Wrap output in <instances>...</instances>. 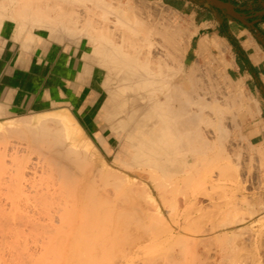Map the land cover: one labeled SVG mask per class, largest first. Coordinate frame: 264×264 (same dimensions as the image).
<instances>
[{
  "label": "bare ground",
  "instance_id": "1",
  "mask_svg": "<svg viewBox=\"0 0 264 264\" xmlns=\"http://www.w3.org/2000/svg\"><path fill=\"white\" fill-rule=\"evenodd\" d=\"M11 2L15 9L11 6L8 13H12V21L15 17L19 20L16 24L18 21L27 27L28 21L31 27L36 25L35 28L53 34L65 33L69 43L87 40L93 63L102 70L101 94L105 101L101 102V113L106 116L105 128L113 136L106 140L104 132H94L93 122H87L89 132H94L91 139L69 107H58L32 119L27 115L28 119L0 126V138L14 134L15 141L26 144L23 148L27 152L22 150L26 152L25 157L22 155L25 162L30 160L31 153L36 156V168L31 174L39 182L35 191V186H30L35 184L34 178L32 182L31 178L26 180L30 182L29 193H23L28 187H24L28 176L24 171L29 166H20L19 170L26 174H19L24 179L22 199L18 198L20 193L17 198L15 193L7 196V189H17L13 185L6 188L15 167L5 172L9 176H2L0 170V179L7 177V182L0 180V200L5 198L10 204L6 209L11 208V213L6 214L3 208L7 205L0 201V257L8 259L6 263L0 258V264H51L54 255L62 256L64 247L60 250L59 246L65 245V240L67 247L69 243L71 247H85L82 255H86V260L99 245H111L109 256L116 250V257L106 260L109 262L104 260L105 263L100 258L108 255L92 253L94 257H89L94 258L93 263L89 262L91 259L87 261L90 264H110L115 258L112 264H198L202 259L206 264H264V228L260 227L264 221V195L258 193L261 171H254L251 164L255 157L264 168V140L258 145L250 142L252 148L246 144L248 141L245 143L243 131L252 121L255 109L242 94V83L238 80L234 84L230 77H225L226 66H231V62L224 42L217 37L201 39L195 50L196 59L185 65L195 32L181 30L166 8L143 0H0V22L5 16V5ZM17 27L19 33L26 30L19 28V24ZM64 35L60 41H65ZM211 49L215 56L210 55ZM206 57L215 65L212 70L218 73V82L204 83L205 79H200L199 61ZM21 144L18 146L22 149ZM19 147L16 145L14 151ZM107 156L113 160L107 161ZM17 162L18 169L21 162ZM4 164L1 169L6 168ZM12 181L20 183L12 179L9 183ZM251 191L255 192L254 200L249 199L253 197L249 196ZM25 194H34L33 203L29 196L26 203ZM12 196L16 203L20 199L19 205L25 201V209L36 204L31 206V215L29 208L26 212L22 205L17 208L16 203L18 212L15 209L13 213ZM17 219L23 221L18 227ZM28 227L35 238L41 231L43 247L50 242L56 245L48 246L49 251L56 250L50 252L54 254L52 258L46 248H41L43 257L39 254L41 257L36 259L25 252L29 249L25 244L19 246V231ZM16 228L21 238L17 237ZM35 231L38 232L33 235ZM53 232L57 233L53 236ZM60 232L64 234V238L60 236L63 243ZM103 248L100 250L106 251ZM74 249L72 252L78 248ZM79 249L75 252L78 256L73 255L82 260ZM73 255L67 264L72 259L71 264H80L82 261L75 262ZM45 256L47 260L51 258L49 262ZM98 258L101 263L95 260Z\"/></svg>",
  "mask_w": 264,
  "mask_h": 264
},
{
  "label": "crops",
  "instance_id": "2",
  "mask_svg": "<svg viewBox=\"0 0 264 264\" xmlns=\"http://www.w3.org/2000/svg\"><path fill=\"white\" fill-rule=\"evenodd\" d=\"M143 1L166 6L190 20L195 33L185 56L187 64L196 59L195 53L201 39L217 37L224 42L231 54V66L227 68L229 77L242 82L258 105L256 123L250 124L247 136L251 143H261L264 140V14L259 13L264 11V0H220L231 4L235 12L245 17V23L233 19L207 0ZM11 6L14 10V2L5 5L6 8L2 6L6 12L0 22V120L41 108L69 107L81 114L89 113L102 99L103 78L100 74L102 70L93 63L87 40L69 43L65 33L53 34L47 29L35 28L36 25L31 27V23L29 29L27 20V27H23L16 17L12 21V13L9 15ZM18 24L19 28H26L25 31L23 29L24 33L20 29L23 35L17 32ZM62 35L65 41H60ZM24 42H27L25 46ZM211 52L214 50L211 49Z\"/></svg>",
  "mask_w": 264,
  "mask_h": 264
},
{
  "label": "rangeland",
  "instance_id": "3",
  "mask_svg": "<svg viewBox=\"0 0 264 264\" xmlns=\"http://www.w3.org/2000/svg\"><path fill=\"white\" fill-rule=\"evenodd\" d=\"M134 1H139V0H134ZM148 4H150V5H152V6H157V7L166 8L167 11H168V13L170 14V16H172V18H173L174 21L179 25V27H180L181 30H184V31H194V29H192V27H191V22H190V20H189L188 18H185V17L179 15L178 13L174 12V11L171 10L170 8H168V7H166V6H163V5H161V4H156V3H148ZM210 55H211V56H215V52H210ZM207 59H209V57H206L205 59H200V61H199V62H200V65H201L200 67L203 69V70H202V69L200 68L202 72L200 73L199 76H201L200 79H205L204 83H211V82L213 83V82H215V81H217V80L219 79V78H218L219 75H217L218 73L215 72V70H212V69L214 68L215 65L210 64V62H208L209 60H207ZM206 60H207V61H206ZM229 60H231V54H229ZM230 62H231V61H230ZM185 65H188V64L185 62ZM228 67H229V66H226V71L224 72L225 77H227V76L229 77V75H228V73H227V68H228ZM210 70H211V71H210ZM213 71H214V72H213ZM204 77H205V78H204ZM230 79H231V78H230ZM232 81H233V80H232ZM217 82H218V81H217ZM233 82H234V84H236L235 81H233ZM233 82H231V83L233 84ZM201 83H202V82H201ZM237 83H238V82H237ZM241 83H242V82H241ZM234 84H233V85H234ZM240 85H241V89H242V94L244 95V97H245L246 99H248L251 103H253V105H254V109H255V110H254V115H253V119H252V121L250 120V121L248 122V124L246 125V127H245V129H244V131H243V137H244V139H245V143L248 141V143H246V144H248V146H249L250 148H252V146L249 144V143H250V140H249V137L247 136V129H248V127L250 126V124H252L253 122H254L253 124H255V117H256V112H257V109H256V108L258 107V105H257V102H256L255 97H253V96H252V95L246 90L244 84L242 83V84H240ZM104 98H105V97H103V98L100 100V102H99L97 105H95V106L93 107V109H92L89 113H87V114H81V113H79V112L76 111V110H71V109L69 110V108H67V109H68V110H69V111L75 116V118L77 119V121L79 122V124H81V126L84 128L85 132L87 133V135H88L91 139H92V135H93V133L95 132V130H96L98 133H99V132H100V133H101V132H104V133H105V136H107V137H106V140H110V139L112 138V136H113V134H112V133L109 134V131L105 128V127H107V124H106L105 121H104V119H105L106 116H105V115H102L103 113H101V107L103 106V103L101 104V102H104V101H105ZM255 104H256V105H255ZM57 108H58V107H54V108H51V109L35 110V111H33V112L25 113V114L20 115V116L10 117V118H7V119H3V120H0V126H2V125H6L7 123H10V122H12V121H18L20 118H21L20 120H22V119H28V118H29V119L37 118V117H39V115H40L41 113H43V112H48V111H53V110H56ZM237 112H238V111H237ZM98 113H99L100 115H99ZM238 113H239V117L242 118V117H243L242 113H241V112H238ZM27 115H28L29 117H28ZM21 116H22V117H21ZM27 117H28V118H27ZM31 117H32V118H31ZM97 121H98V123H97ZM87 122H88V123H89V122H93V125H92V126H93V128H95V129L93 130L94 132H89V130H88L87 126H86V125H87ZM94 123H95V124H94ZM103 125H104V126H103ZM99 126H100V127L102 126V127L99 128ZM105 129H106V130H105ZM3 133H4V132H2V134H3ZM0 134H1V133H0ZM5 134L7 135L8 133H5ZM9 134H10V133H9ZM9 134H8V135H9ZM3 135H4V134H3ZM10 135H11V134H10ZM10 135L7 136V137H2V138H0V144H1L2 141H5V142L2 143V145H1V146H3V147L0 146V147H1V149H0V152H1V153H0V163H2L1 161H3V163H2V165H3V164H4V160L6 159L4 165H5V166H6V165L8 166V164H10V165H9L10 168L6 166V168H4V169H1L2 165L0 164V165H1V166H0V170H3V171H1V172H2V176H5V175H6L5 172H7V173L10 172V171L12 170V167H13V166L16 168V165H15L16 163H15V162H17V161H18V162H17L18 165H19V162H21V163H20L19 166L17 165V166H18V169L16 168V171H17V172H16V175L13 173L14 170H15V168H13L14 170L11 171V173H12L11 175L13 176V174H14L15 176H17V174H18V175L21 174V177H22L23 175L26 176V174H24V173H27V172H28V174H27L28 176L25 177V184H24L25 186L23 185V183H24V179L22 178L23 180H21V179H20V175H19V177H18V176L16 177V178H18V179L16 180V179H14L15 176L12 177L11 175L9 176V174H7L9 177H11L12 180H15L16 183H17V182H20L19 184H15L13 181L10 182V183H12V184H10L9 181H11V179L9 180V178H8L9 181L7 182V179H6L7 177H6V178H3L4 180H3L2 178H1L2 180L0 179L3 183H4V182H7V184H8L9 186H8V187L5 186L6 188H9L10 185H13V188H16V187H17V189H15V190H13L12 187H11L10 189H7L8 191H9V190H12L13 193L10 192V191L8 192L6 189H5V190L7 191V193L4 192V193L7 194V196H8V195H11V194L14 195V193H15V195H14V197H15V196H18L19 193H20V194L22 193V192H21L22 190L20 191V189L23 188L22 185H23L24 187H26V185L28 186V184H29L30 182H32V178H34V177H32V174H31V173L33 172V169L36 168L37 161L35 160L36 156H35L34 154L31 153V150H29L27 155L30 156L29 153H31L30 158L28 157V158L30 159L29 161H31V162H29V161L25 162V159H26V158H23V156L25 157L27 151H26L23 147L26 148V144L22 143L23 146H22V149H21V148L19 147L20 144H21V143H20L21 141H20V142L15 141L16 138H15L14 134H12L11 136H10ZM110 135H111V136H110ZM1 136H2V135H1ZM3 138H4V140H3ZM7 139H8V141H6ZM9 139H10V140H9ZM13 139H14V140H13ZM12 141H13V142H12ZM18 141H19V140H18ZM15 142H16L17 144H15ZM6 143H8V145H9L10 143H11V144L14 143V144H13L12 146H11V145H10V146H8V145L6 146V145H5ZM18 143H19V144H18ZM22 144H21V145H22ZM252 144H253V145H256L255 143H252ZM14 145H15V146L17 145V147H19L21 150H20V149H16V150H15L16 152H15V151H14V147H15ZM18 145H19V146H18ZM24 145H25V146H24ZM13 146H14V147H13ZM10 147H11V148H10ZM19 150H20V151H19ZM22 150H25L26 152L23 151V152H24V153H23ZM11 151H14V152H11ZM18 151H19V152H18ZM4 152H5V154H4ZM21 152H22V153H21ZM9 153H10V154H9ZM20 153H21V154H20ZM2 154L5 155L6 157L9 156L10 158L8 157L9 159H7V158L5 157V159H4L3 156H2ZM11 154L14 155L16 158L14 159V158H13L14 156H12ZM16 155H17V156H16ZM22 155H23V156H22ZM1 156H2V158H1ZM11 157H12V158H11ZM17 157H18V158H17ZM20 158H22V161H21ZM3 159H4V160H3ZM18 159H19V160H18ZM10 160H12V162H13V160H14L15 162H14V163H11ZM23 160H24V161H23ZM106 160L110 162V161L113 160V157H112V156H107V157H106ZM7 162H8V163H7ZM23 162H24L25 164H22ZM26 163H27V164H26ZM13 164H14V165H13ZM28 164H29V165H28ZM30 164H31V165H30ZM34 164H35V165H34ZM251 164H252V166L254 165V166H253V167H254V168H253L254 171H258V172L261 171V173L259 172V173H260V178H259V179H260V181H261V189H262V190L260 189V190H259L260 192H258V193H261L260 195L263 196V195H264V193H263V192H264V188H263V186H264V184H263V183H264V174H263V173H264V171H263L264 168H263V166H262V162H260V160H258L257 158L254 157V159L251 161ZM260 164H261V165H260ZM23 165H24V166L27 165V166H29V168H28V167H25V168H26V169L24 168L25 171L22 170V169H21V171H20V170H19V169H20V166H21V168H22V167H24ZM11 166H12V167H11ZM261 166H262V168H261ZM2 168H3V167H2ZM27 168H28V169H27ZM30 168H31L32 171L30 170ZM255 168H256V169H255ZM259 168H260V169H259ZM7 169H8L9 171H7ZM261 169H262V170H261ZM4 170H5V171H4ZM19 171H20V173H18ZM22 171H24V173H22ZM29 171H30V173H29ZM1 172H0V174H1ZM3 172H4V173H3ZM3 174H4V175H3ZM22 174H23V175H22ZM261 174H262L263 176H262ZM7 175H6V176H7ZM28 177H29V178H28ZM261 177H262V178H261ZM26 178H27V179H26ZM30 178H31V179H30ZM29 179H30V182L27 183ZM34 179L36 180V178H34ZM34 179H33L34 182H32V183H33V184L35 183V184H34V185L31 184V185H30L31 187H32V186L34 187L35 185H37L36 183L38 182V180H36V182H35ZM5 180H6V181H5ZM26 180H27V182H26ZM1 181H0V182H1ZM2 182H1V183H2ZM22 182H23V183H22ZM13 183H14L15 185H14ZM21 183H22V185H21ZM7 184L5 183V185H7ZM38 184H39V182H38ZM2 185H3V184H2ZM19 185L21 186V188L19 187ZM262 185H263V186H262ZM0 186H1V185H0ZM15 186H16V187H15ZM30 186L26 187V188L23 190V193H25V192L27 191V188H30ZM36 187L38 188V186H35V188H36ZM1 188L3 189V187H1ZM37 188L35 189V191L37 190ZM2 189H1V190H2ZM182 189H183V188H182ZM5 190H4V191H5ZM16 190H17V191H16ZM25 190H26V191H25ZM28 190H29V189H28ZM30 190H31V189H30ZM32 190H34V189L32 188ZM32 190H31V191H32ZM15 191H16V192H15ZM19 191H20V192H19ZM24 191H25V192H24ZM31 191H30V193H31ZM183 191H184V190H183ZM183 191H182V193L179 194L180 197H181V195L184 194ZM262 191H263V192H262ZM27 192H28V191H27ZM27 192H26V193H27ZM251 192H252V191H251ZM251 192H248V193H249V196H250V194H251V196H253V194H255V192H252V193H251ZM1 193H2V192H1ZM23 193H22V195L19 194L18 198H20L21 196H23ZM28 193H29V192H28ZM33 193H34V192H33ZM262 193H263V194H262ZM2 194H3V193H2ZM36 194H37V192H36ZM33 195H34V194H32V196H33ZM38 195H39V194H38ZM256 195H257V194H256ZM256 195H255V199L257 198ZM1 196H2V195H1ZM7 196L4 195V197H6V198H7ZM24 196H26V197H23V198H25V199L27 200L26 203H28V198H27V197H28L29 195L27 196V195L25 194ZM32 196H29V197L31 198ZM251 196H250V197H251ZM257 196H258V195H257ZM12 197H13V196H12ZM14 197L11 198V200H10V202H11V201L13 202V206H14L13 213H15V209L19 208L22 204H24V206H25V201H24V199H23L24 202L22 201L23 203H21V205H19L20 202H21L20 199H19V203H16L17 200H16V199L13 200ZM33 197H35V196H33ZM33 197H32V198H33ZM36 197H37V199H38V196H37V195H36ZM1 198H3V197H1ZM8 198H10V197H8ZM15 198H17V197H15ZM177 198H179V197L177 196ZM248 198H249V197H248ZM21 199H22V197H21ZM35 199H36V198H35ZM249 199L254 200V196H253L252 198H249ZM8 200H9V199H8ZM31 200H34V198H33V199H29V201H31ZM0 201L2 202V203H1V205H2V204H3V201L5 202V198H4V200L1 199ZM6 201H7V200H6ZM15 201H16V202H15ZM37 201H38V200H37ZM8 202H9V201L5 202V203H4V206L7 205ZM12 202H11V203H12ZM31 202H32V201H31ZM14 203L17 204L16 206H18V205H19V206H18L17 208H15L16 206H15ZM32 203H33V202H32ZM34 203H37V202H34ZM30 204H31V203H30ZM38 204H39V203H38ZM38 204H37V205H38ZM9 205H10V204H8L7 206H5V208H3V210L6 209V208H9V207H10ZM27 205H28V204H27ZM34 205H36V204H34ZM34 205H33V204H31L30 206L28 205V207L26 208L27 210L25 209L26 206L24 207V206L22 205L21 207H22V208L24 207V209L26 210V212H28V208H29V212H28V213H30V211H31L30 209H31ZM4 206H2V207H4ZM11 206H12V205H11ZM13 206H12V207H13ZM31 206H32V207H31ZM12 209H13V208H12ZM19 209H20V208H19ZM6 210H7V212L4 211V212H6V214H8V212L11 213V211H10L11 208H10L9 211H8V209H6ZM25 210H24V211H25ZM24 211L22 210V212H23V213H22V214H23L22 216H24V215L26 214V212H25V214H24ZM17 212H18V209H17ZM19 212H21V211H19ZM13 213H12V217H13V215H14ZM28 213H27V215H28ZM15 215H16V214H15ZM17 215H19V214L17 213ZM30 215H31V213H30ZM10 216H11V215H10ZM25 216H26V215H25ZM25 216H24V218L26 219ZM28 216H29V215H28ZM18 217L21 218L20 215H19ZM24 218H23V219H24ZM15 219H16V218H15ZM27 220H28V219H27ZM17 221H18V219H17ZM22 222H23V221H22ZM22 222L20 223V222L18 221V223H20V224H18L16 227H18V226H20L21 224H23ZM25 223H26V222H25ZM25 223H24V227H27V226L25 225ZM262 225H264V221L262 222ZM262 225H261L260 227H263V228H264V226H262ZM22 226H23V225H22ZM20 228H21V227H20ZM263 228H259V229L261 230V232H263V230H262ZM14 229H15V228H14ZM16 229H17V228H16ZM27 229L30 230L29 227H28ZM27 229H26V228H24V229L22 228V230L20 229V231H19L18 229L15 230V233H17L16 231L21 232L20 235L22 236V238H21V236H19L18 233H17V237L19 236V237L22 239V242H18V243H19V246H20V243H22L21 246H22L23 244H25V245H23V246H26L27 249L29 248V249H28L27 251H25V252H29L30 256H32V257L35 256V258H36V257H38V256H40V255L42 256V253H43L42 251H43V250H42L41 248L44 246V245H43L44 243L42 242V241L44 240V239H42V238H44V237H43L44 235L40 236L41 231H40V234H39V232L37 231V232H38V234H37V238H35V237L32 236V231H33V230H32V231L30 230V231H31V233H30V232H28L29 230H27ZM11 232H13V231H11ZM37 232H36V231L33 232V235H34L35 233H37ZM42 232H44V231H42ZM15 233H14V234H15ZM45 233H47V232H45ZM45 233H44V234H45ZM55 233H57V232H53V236H54ZM60 233H61V232H60ZM49 234H50V233H48V235H49ZM51 234H52V232H51ZM61 234H62V235H59V233H58L59 237H60V236L63 237L64 234H63V233H61ZM262 234H264V232H263ZM35 235H36V234H35ZM48 235H46V236H48ZM58 235L56 234V236H58ZM15 236H16V234H15ZM39 236H40V237H39ZM46 236H45V238H46ZM49 236H50V235H49ZM49 236L46 238L47 240L50 238ZM56 236H55V237H56ZM38 237H39V238H38ZM51 238H52V237H51ZM51 238H50V240H51ZM57 238H58V237H57ZM63 238H64V237H63ZM63 238H62V240H63ZM53 239H54V238H53ZM16 240H17V238H16ZM58 240H59V238H58ZM64 240H65V239H64ZM64 240H63V241H64ZM18 241H19V239H18ZM51 241H52V240H51ZM60 241H61V237H60ZM45 242H46V240H45ZM56 242H59V241H56ZM61 242H62V241H61ZM65 242H66V240H65ZM65 242H64V244L67 245L66 243H68V242H66V243H65ZM47 243L49 244V241H47ZM47 243H46V244H47ZM51 243H52V244H51ZM54 243H55V242H54ZM62 243H63V242H62ZM27 244H28V246H27ZM56 244H57V243H56ZM51 245H54L53 242H50V245H48V246H51ZM65 245H62V244H61V245L59 246V249H60V247L62 248V246L64 247V249L62 250L63 253L60 251L61 249H60V250L58 249V251H59L60 253H62V256H61V257H56V255L53 254L54 251H56L55 249H54V251L51 250V251L53 252L52 254L55 256V258H54V262H52L51 264H53V263H54V264H58L59 258H61L60 261H59V264H67V261H68V260H69V262H70L73 253H74V255H77V256H78V254H77V253L75 254V252L80 248L79 245H78V247H76V248H78V249H77L75 252H72L73 249L75 248V247H73V246H75V245H73L72 247L70 246V243H69L68 247L65 246ZM71 245H72V244H71ZM23 246H22V247H23ZM48 246H47V247L45 246V247H43V248L48 249ZM54 246L56 247V245H54ZM57 246H58V244H57ZM69 246H70V249H71V250L69 249ZM76 246H77V245H76ZM100 246H103V245H99L98 250L96 249L94 252L97 251L98 254H99V251H100L101 254L105 253V254H103V256L108 255L109 252L112 254L111 245H109V246L106 245V247L104 246V248H106V251H107L108 253H107L105 250H104V251H103V250H100V249L103 248V247L100 248ZM39 247H40V248H39ZM55 247H53V248H55ZM87 247H88V246H87ZM89 247H90V246H89ZM93 247H95V246H93ZM97 247H98V245H97ZM108 247H110L109 251H108ZM30 248H31L32 250L34 249V250H33L34 252H33ZM49 248H50V247H49ZM57 248H58V247H57ZM57 248H56V249H57ZM72 248H73V249H72ZM76 248H75V249H76ZM83 248H85V247H81V249H79V250H81L79 257L81 256V258H82V256H83L82 260H80V258L77 259V258H78L77 256H76V258H75L74 255H73V257L75 258V262H76V259H77L78 263H80L81 261L83 262V261L86 260V259H84V258H86V257H84V256H86V255H82V250L85 251ZM104 248H103V249H104ZM24 249H25V248H24ZM50 249H51V248H50ZM75 249H74V250H75ZM89 249H90V248H89ZM89 249H88V250L86 249V250L89 252V251H90ZM94 249H95V248H94ZM113 249H114V247H113ZM0 250H1V249H0ZM22 250H23V249H22ZM67 250H68V251H67ZM92 250H93V249H92ZM92 250L90 251V253H91V254H92V253L94 254V252H93ZM2 251H3V249H2L0 252L2 253ZM4 251H5V250H4ZM40 251H41L42 253H41ZM44 251H45V250H44ZM46 251H47V250H46ZM51 251H49V249H48L47 254L50 253ZM102 251H103V252H102ZM39 252H40V253H39ZM66 252H67V253H66ZM77 252H79V251H77ZM88 252H87V253H88ZM114 252H115V254H116V250H115V249L113 250V254H114ZM146 252H147V251H146ZM1 253H0V254H1ZM3 253H4V252H3ZM31 253H33V254L31 255ZM57 253H58V252H57ZM60 253H58V254H60ZM143 253H144V252H143ZM147 253H148V252H147ZM26 254H27V253H26ZM35 254H36V255H35ZM39 254H40V255H39ZM44 254H45V252H44ZM52 254H51V253L49 254V256H50L51 258H52ZM84 254H85V253H84ZM91 254H88V256H87V260L85 261V262H86L85 264H90V263L87 262L88 259H91L89 262H92V258L94 257V255H91ZM95 254L97 255V253H95ZM101 254H100L98 257H100ZM115 254H114V255H110V256H109V255H108V256H105V257H108V258H104V257H102V258H100V260H101V261H104V260L106 261V260H108V259H113V257H116ZM27 255H28V254H27ZM33 255H34V256H33ZM60 255H61V254H60ZM96 255H95V257H96ZM3 256H4V255H1L2 258H3ZM30 256H29V257H30ZM41 256H40V257H41ZM47 256H48V255H47ZM47 256H45L44 259H45L47 262H49V259H51V258H48V260H47V259H46ZM54 256H53V257H54ZM89 256H90V257L93 256V257L90 258ZM1 257H0V258H1ZM4 257H5V256H4ZM6 257H7V256H6ZM42 257H43V256H42ZM68 257H69V258H68ZM88 257H89V258H88ZM110 257H111V258H110ZM2 258H1V260H3ZM64 258H65V260H64ZM202 258H204V256H203ZM28 259H29V258H28ZM36 259H38V258H36ZM40 259H41V258H39V260H40ZM204 259H205V258H204ZM1 260H0V261H1ZM30 260H31V259H30ZM30 260H29V261H30ZM32 260H33V259H32ZM32 260H31V261H32ZM42 260H43V258H42ZM45 260H43V261H45ZM55 260H56V261H55ZM73 260H74V259H72V262H74ZM79 260H80V262H79ZM93 260H94V258H93ZM95 260H97V263H98L99 258H98V259H95ZM100 260H99V263H101ZM115 260H116V258L114 259V261H115ZM202 260H203V259H202ZM202 260H201L202 263H200V262H199V263H200V264H206L205 260H203V261H202ZM3 261H5V259H4ZM105 261H104V263H105ZM114 261H111L110 264H112V262L115 263ZM5 262L7 263V262H8V259H7V261H5ZM47 262H46V263H47ZM55 262H56V263H55ZM72 262H71V263H72ZM82 262H81L80 264H82ZM106 262H109V261H106ZM44 263H45V262H44ZM71 263H70V264H71ZM83 263H84V262H83ZM92 263H93V262H92ZM95 263H96V261H95ZM95 263H94V264H95ZM104 263H102V264H104ZM199 263H198V264H199ZM48 264H49V263H48ZM108 264H109V263H108ZM236 264H237V263H236Z\"/></svg>",
  "mask_w": 264,
  "mask_h": 264
},
{
  "label": "water",
  "instance_id": "4",
  "mask_svg": "<svg viewBox=\"0 0 264 264\" xmlns=\"http://www.w3.org/2000/svg\"><path fill=\"white\" fill-rule=\"evenodd\" d=\"M208 3L217 9L226 11L233 19L245 23V17L239 15L237 12H235L233 6L229 3L221 2L220 0H207ZM264 11L260 12L259 15H263Z\"/></svg>",
  "mask_w": 264,
  "mask_h": 264
}]
</instances>
